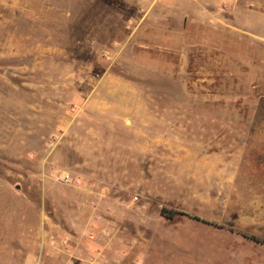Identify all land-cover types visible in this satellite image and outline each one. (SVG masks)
Instances as JSON below:
<instances>
[{"label":"rangeland","instance_id":"rangeland-1","mask_svg":"<svg viewBox=\"0 0 264 264\" xmlns=\"http://www.w3.org/2000/svg\"><path fill=\"white\" fill-rule=\"evenodd\" d=\"M162 5L0 0V264L74 189L136 264H264V44Z\"/></svg>","mask_w":264,"mask_h":264},{"label":"crops","instance_id":"crops-1","mask_svg":"<svg viewBox=\"0 0 264 264\" xmlns=\"http://www.w3.org/2000/svg\"><path fill=\"white\" fill-rule=\"evenodd\" d=\"M185 1L190 8L202 10L204 16H210V10L218 8V16L223 19L222 9H230L233 21L226 19L221 22L234 29L239 39L247 38L264 44V0ZM151 2L166 4V0ZM240 13L244 14V20ZM73 193L62 195V210L57 216L44 214L41 221L43 241L39 243V252L26 253L24 264L139 263L146 251L145 244L138 239L122 246L119 234L115 237L118 219L104 203L107 200L101 203L103 198L98 193L86 199L80 189H74ZM46 245L51 246L45 253Z\"/></svg>","mask_w":264,"mask_h":264},{"label":"built area","instance_id":"built-area-1","mask_svg":"<svg viewBox=\"0 0 264 264\" xmlns=\"http://www.w3.org/2000/svg\"><path fill=\"white\" fill-rule=\"evenodd\" d=\"M61 180L64 181V182H69L71 180V177L69 174L67 173H64L60 176Z\"/></svg>","mask_w":264,"mask_h":264},{"label":"trees","instance_id":"trees-1","mask_svg":"<svg viewBox=\"0 0 264 264\" xmlns=\"http://www.w3.org/2000/svg\"><path fill=\"white\" fill-rule=\"evenodd\" d=\"M164 211H165V208H164ZM166 215L171 216V214H166Z\"/></svg>","mask_w":264,"mask_h":264}]
</instances>
